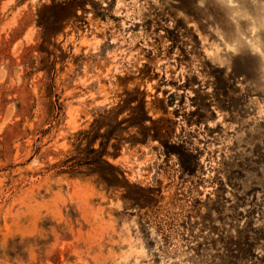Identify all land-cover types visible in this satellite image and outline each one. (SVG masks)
Listing matches in <instances>:
<instances>
[{"label": "rangeland", "instance_id": "374dc122", "mask_svg": "<svg viewBox=\"0 0 264 264\" xmlns=\"http://www.w3.org/2000/svg\"><path fill=\"white\" fill-rule=\"evenodd\" d=\"M263 18L0 0V264H264ZM102 115L112 167L76 166Z\"/></svg>", "mask_w": 264, "mask_h": 264}, {"label": "trees", "instance_id": "16d2710c", "mask_svg": "<svg viewBox=\"0 0 264 264\" xmlns=\"http://www.w3.org/2000/svg\"><path fill=\"white\" fill-rule=\"evenodd\" d=\"M111 111L108 112V114H110ZM106 119L105 115H102L101 119H96L94 121L93 124H98L97 126H94L92 131L93 135L90 137V140L87 144V147L84 149H87V153L88 154H93V157H83L82 159H78L76 166H87L91 171H94V167L92 168V166H94L95 164H98L100 162L104 163L105 165L112 167L111 164H109V162L105 159H103V157L107 154H110L107 152V145L109 143V141L112 138H116L119 140H122L123 138H118L119 133L122 132L125 128L122 127L121 125L126 121L125 119H121L119 121H117L115 123V125L111 126L110 129H107L104 133H100V129L102 128V126L104 125H109L107 122L105 123L104 120ZM142 121V120H141ZM141 121L139 122H134L135 125H140ZM92 131H86L84 132V134H86L87 136L89 135L90 132ZM105 138V141L100 142L99 143V147L98 148H94L93 144L95 143V141L98 138ZM114 149H118L117 145H113ZM83 151V150H82ZM111 155L116 156V152L111 153Z\"/></svg>", "mask_w": 264, "mask_h": 264}, {"label": "bare ground", "instance_id": "6f19581e", "mask_svg": "<svg viewBox=\"0 0 264 264\" xmlns=\"http://www.w3.org/2000/svg\"><path fill=\"white\" fill-rule=\"evenodd\" d=\"M263 19H264V18H263ZM238 31H239V30H238ZM235 33H236V32H235ZM238 33H239V32H238ZM241 34H242V33H241ZM232 37H233V36H232ZM236 40H237V37H236ZM236 40H235V41H236ZM234 44H235V42H234ZM226 45H227V44H226ZM227 46H228V45H227ZM226 48H227V47H226Z\"/></svg>", "mask_w": 264, "mask_h": 264}]
</instances>
